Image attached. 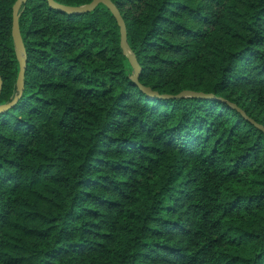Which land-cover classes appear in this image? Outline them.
Wrapping results in <instances>:
<instances>
[{
    "label": "trees",
    "instance_id": "trees-1",
    "mask_svg": "<svg viewBox=\"0 0 264 264\" xmlns=\"http://www.w3.org/2000/svg\"><path fill=\"white\" fill-rule=\"evenodd\" d=\"M16 1L0 0V264H264V0H111L138 81L107 6L27 0L21 93Z\"/></svg>",
    "mask_w": 264,
    "mask_h": 264
},
{
    "label": "water",
    "instance_id": "water-1",
    "mask_svg": "<svg viewBox=\"0 0 264 264\" xmlns=\"http://www.w3.org/2000/svg\"><path fill=\"white\" fill-rule=\"evenodd\" d=\"M27 0H17L14 7H13V16H14V22H13V39L15 44V50L18 57V60L20 62V71L17 81L18 90L21 93L24 89V79H25V71H26V49L23 42L21 29L19 25V17H20V8L24 2ZM50 6L52 8L58 9L59 11L66 12L69 14H82L86 12H91L95 10L100 4H104L107 6L111 12L116 17L118 24L121 28V46L123 49L124 54L129 58L133 68L135 75L133 79L135 81H138V75L140 72V66L139 63L135 57V55L131 52L128 42H127V30H126V24L125 21L117 8V6L111 1V0H93L92 2L82 5V6H65L62 4L57 3L55 0H48ZM3 87V81L0 77V93ZM146 92L151 93V90L149 88H143ZM179 96H203L202 93H194L190 91L182 92ZM9 105L0 106V111L7 108ZM236 108V107H234ZM261 129H263L262 126H259Z\"/></svg>",
    "mask_w": 264,
    "mask_h": 264
}]
</instances>
